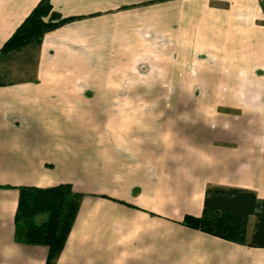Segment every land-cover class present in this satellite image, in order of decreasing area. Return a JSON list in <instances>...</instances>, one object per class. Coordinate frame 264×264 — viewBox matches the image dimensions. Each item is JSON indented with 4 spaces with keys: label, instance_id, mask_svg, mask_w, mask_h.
Masks as SVG:
<instances>
[{
    "label": "crops",
    "instance_id": "1",
    "mask_svg": "<svg viewBox=\"0 0 264 264\" xmlns=\"http://www.w3.org/2000/svg\"><path fill=\"white\" fill-rule=\"evenodd\" d=\"M39 1L0 0V46ZM52 3L76 18L0 54V264H46L15 239L19 186L60 183L84 197L55 264H264L182 223L211 185L264 198L262 0ZM18 55L29 76L6 81ZM197 101L212 110L159 109Z\"/></svg>",
    "mask_w": 264,
    "mask_h": 264
},
{
    "label": "trees",
    "instance_id": "2",
    "mask_svg": "<svg viewBox=\"0 0 264 264\" xmlns=\"http://www.w3.org/2000/svg\"><path fill=\"white\" fill-rule=\"evenodd\" d=\"M75 18L55 10L52 0H40L0 46V54L31 45L40 46L47 32ZM3 84L0 78V86ZM83 197L74 191L71 183L48 187L19 186L15 213L16 241L47 246L46 264H55L76 221ZM42 214L47 217L39 221ZM252 219L254 222L250 228ZM182 223L230 242L264 248V198L250 189L208 186L202 214H186Z\"/></svg>",
    "mask_w": 264,
    "mask_h": 264
},
{
    "label": "rangeland",
    "instance_id": "3",
    "mask_svg": "<svg viewBox=\"0 0 264 264\" xmlns=\"http://www.w3.org/2000/svg\"><path fill=\"white\" fill-rule=\"evenodd\" d=\"M263 3V2H262ZM33 50V49H32ZM34 51V50H33ZM31 51H29L30 54ZM33 57H34V52H32ZM32 57V55H29L27 60L30 62V66H31V62L33 63L34 58ZM22 61V58L18 55V56H14L11 59H8L6 61V63H8V67H6L7 71L5 72V80L6 81H13V80H18L21 78H27V73L26 71H21L20 69L18 70V68L20 67V63ZM32 72V70H31ZM190 89V90H189ZM209 89V88H207ZM180 94H187L186 97V101L188 102L192 96V94L195 95H199L200 93V89L199 88H180L179 89ZM183 91V92H182ZM192 91V92H190ZM203 95H210V93L208 92V90H205V88H203ZM144 106L148 105V104H143ZM212 105H214L213 102L211 103H205L204 101H197V102H189V103H181V102H177V103H164V104H159V109H167V110H174V109H183V110H212ZM47 217L46 214H42L39 216L38 220L42 221ZM253 219L250 222V228L253 226Z\"/></svg>",
    "mask_w": 264,
    "mask_h": 264
},
{
    "label": "built area",
    "instance_id": "4",
    "mask_svg": "<svg viewBox=\"0 0 264 264\" xmlns=\"http://www.w3.org/2000/svg\"><path fill=\"white\" fill-rule=\"evenodd\" d=\"M262 2H263V4H262L263 5V11H264V0H262Z\"/></svg>",
    "mask_w": 264,
    "mask_h": 264
}]
</instances>
